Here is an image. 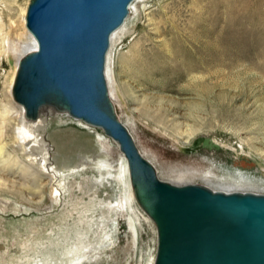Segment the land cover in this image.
I'll list each match as a JSON object with an SVG mask.
<instances>
[{
	"label": "rangeland",
	"instance_id": "rangeland-1",
	"mask_svg": "<svg viewBox=\"0 0 264 264\" xmlns=\"http://www.w3.org/2000/svg\"><path fill=\"white\" fill-rule=\"evenodd\" d=\"M29 2L0 0V34L12 27L14 45L26 35L19 55L0 58V264H154L156 225L102 130L47 108L34 136L59 176L36 187L25 124L9 114L23 111L6 90L35 43L20 17ZM106 78L161 181L264 194V0H137L112 38Z\"/></svg>",
	"mask_w": 264,
	"mask_h": 264
},
{
	"label": "water",
	"instance_id": "water-1",
	"mask_svg": "<svg viewBox=\"0 0 264 264\" xmlns=\"http://www.w3.org/2000/svg\"><path fill=\"white\" fill-rule=\"evenodd\" d=\"M134 0H31L26 26L38 44L19 61L15 101L36 121L65 111L116 142L136 199L158 233L155 264H264V194L161 181L109 96L107 55Z\"/></svg>",
	"mask_w": 264,
	"mask_h": 264
},
{
	"label": "bare ground",
	"instance_id": "bare-ground-1",
	"mask_svg": "<svg viewBox=\"0 0 264 264\" xmlns=\"http://www.w3.org/2000/svg\"><path fill=\"white\" fill-rule=\"evenodd\" d=\"M135 1H137V0H134L133 3ZM133 3L131 5H133ZM28 6H29V4H28ZM27 10H28V7H27ZM27 10H22V13H21L20 17H21L22 22L25 24V27L24 28H25L27 34H29V36H31V38L35 42L34 45H32V50L30 52H36L37 49H38L37 41L35 40L34 36L30 33V31L27 29V26H26ZM25 12H26V14H25ZM130 13H131V7H130L129 15H130ZM129 15H128V17H129ZM24 16H25V18H24ZM128 17L125 19L123 25L113 33L112 38L114 37V34L115 33H117L119 30H121L123 28V26L125 25ZM11 33H12V27H10V32H4V33L0 34V37H1L0 39L2 41V44L0 46V58L1 57L3 59L6 58L10 52L13 53V54L19 55L21 53V51H20L21 45L23 43L25 44V42L23 40V38L26 37L25 34H20V36H19L20 38L18 40L19 41V44L14 45L12 43ZM112 38H111V42H112ZM31 44L32 43H30V45ZM20 59H19V61H20ZM108 60H109V57H108ZM19 61H18V67H19ZM206 62L209 63V60L204 61V64ZM178 65L179 66L180 65L182 66L181 69H180L182 72L183 71L185 73L186 72H190L191 64H190V62L186 58H184L181 63H178ZM205 66H208V65H205ZM18 67L16 69L17 71H18ZM208 67H205V68H208ZM178 68H180V67H178ZM17 71H16L15 76H14V79L11 81V83H10V81H7L6 82V90H7L8 94L11 95L13 101H15V99L13 97V87H14V83H15ZM177 72L180 74V72L178 71V69H177ZM20 106H21L22 111H23L22 113H18L17 111H15L13 108L10 107L11 109L9 111V114L11 115L12 120H14V118L22 117V122L25 124V127H21V131H22V134L25 136L27 142L30 143L28 145V147L25 149V151H26V153L28 152V153H31V155H35V157L32 158V163H33L34 166H35V164H37L36 167H33V166L30 167V165H29V167L30 168H33L35 170L36 187L38 189L42 190V188H44V186H45V182L48 181L50 183V180L49 179H52V182H53V179L57 178L59 176V173L56 171V168L52 167V163H51L52 160L49 158V154H50V151L49 150L50 149H49L48 146L45 145V141L43 140V138H37V137L34 136L35 130H36L37 126L39 124L43 123L41 121L42 118H43V114L41 113V116L36 121L30 120V119H28L26 117V112H25L24 107L22 105H20ZM113 106H114V104H113ZM8 108H9V106H8ZM53 110L54 109H49V113L52 114L53 113ZM64 114L68 115L67 113H64ZM12 122H14V121H12ZM87 126H89V125H87ZM90 127H92V126H90ZM6 128H7V126L4 128L3 133H2L4 135H5V129ZM5 150H6V146H4V145L1 146V144H0V160L3 158L4 153H6ZM2 162H4V161H2ZM129 176H130V174H129ZM130 184H131V180H130ZM46 185H47V183H46ZM131 188H132L134 197L136 199L135 192H134V189H133L132 185H131ZM238 193H240V192H238ZM51 195H52V197H54L53 192L51 193ZM136 201H137V199H136Z\"/></svg>",
	"mask_w": 264,
	"mask_h": 264
}]
</instances>
